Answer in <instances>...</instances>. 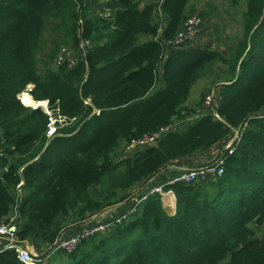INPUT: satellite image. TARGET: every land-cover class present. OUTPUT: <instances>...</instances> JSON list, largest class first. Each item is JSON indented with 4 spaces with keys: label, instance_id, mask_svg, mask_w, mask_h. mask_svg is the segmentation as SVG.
I'll return each instance as SVG.
<instances>
[{
    "label": "trees",
    "instance_id": "obj_1",
    "mask_svg": "<svg viewBox=\"0 0 264 264\" xmlns=\"http://www.w3.org/2000/svg\"><path fill=\"white\" fill-rule=\"evenodd\" d=\"M190 4L0 0V223L16 216L18 241L41 255L138 183L227 142L249 121L221 178L165 187L176 195L175 215L150 197L109 235L41 264H264V118H256L264 114V0H247L244 41L230 58L210 46L169 51L156 39L161 29L165 40L176 35L199 7ZM211 15H199L205 28ZM85 40L92 46L83 56ZM64 50L74 66L58 64ZM220 61L237 78L222 92V120L184 122L205 108L207 96L197 108L187 105L193 82ZM29 85L36 102L47 101L68 123L52 139L48 115L19 99ZM178 122L158 145L112 160L123 143ZM0 264L24 263L3 250Z\"/></svg>",
    "mask_w": 264,
    "mask_h": 264
},
{
    "label": "built area",
    "instance_id": "obj_2",
    "mask_svg": "<svg viewBox=\"0 0 264 264\" xmlns=\"http://www.w3.org/2000/svg\"><path fill=\"white\" fill-rule=\"evenodd\" d=\"M204 20L199 16L198 14L190 15L186 18V20L183 22L181 29L176 33V35L170 39L165 40L167 44V48L169 51H177V50H183L188 49L191 47H197L199 45L200 38L204 34V29H206L203 25ZM159 40V38H157ZM91 47V42L89 40H85L80 45V53L85 56L88 52V49ZM70 51L67 50L66 56H74L73 54L69 53ZM76 58L67 59L65 58V54L60 57L58 64L62 65L61 63L65 60H70L72 62L71 65H75ZM217 103L216 96L212 95L211 97H207L205 102V108L203 109L202 113L197 114L196 116H193L192 118H188L184 120L186 123L196 122L197 120L201 119L202 116L208 115L213 117L215 120H222V117L220 119L218 115L217 109H215V105ZM50 109V108H49ZM51 110V109H50ZM217 114V117L215 118ZM48 115V129L46 132V135L48 138H53L57 135L58 129L61 128L64 124H66V119L60 116L58 113L54 112L53 110L49 111L47 110ZM201 117V118H200ZM256 118L263 119L264 114L256 116ZM181 125V122H178L177 124L163 127L159 131L150 133V134H144L139 138L131 139L128 143L126 148H124L125 156L123 159L131 158L133 157L137 152L148 149L150 147H154L158 145L161 138L168 133L171 129L178 130ZM248 123H245L241 133L248 127ZM235 133H237V129L235 130ZM240 133V134H241ZM240 138V135L238 139ZM234 141V140H233ZM232 141V143H233ZM232 143L227 147V150L230 154H233L235 152V148H233L232 151L230 149L233 147ZM0 155H3L2 150L0 149ZM225 160L224 156H222L218 161L212 165H209L202 169H191L182 174L180 177L170 181L166 185H160V186H154L152 187L148 192L143 194L139 198V200H135L134 210L124 213L122 215L121 219L115 218L112 220V223L107 226L104 224H100L97 227H89L85 228L72 238L68 239H62L58 240L61 243L56 247V243L53 246V248L50 251H47V257L45 258L44 255H41L37 249L29 244L28 242L21 243L18 241V238L16 236L17 230H12V227L15 226L14 223L16 222L17 218L16 216H12L9 218V221L7 223H0V236L5 237L7 239V244L3 248L4 250H12L15 251L18 259L24 263V264H38L43 263L46 259H50L51 257L55 256L57 253L55 251L57 249H62V253L66 252L67 254L74 253L80 245H82L85 241H87L91 236L96 234L95 232H106L109 227L111 226L114 228L116 224L120 225L123 222L127 221L129 217L137 211V208L140 204L147 201L150 197L153 196H159L163 197L167 194V190L165 189L166 186L169 185H175L176 183H185V184H194L198 181H213L216 179L221 178L225 173ZM23 186V183H20L18 185L19 192H21V187ZM68 240V241H66ZM3 251V250H2ZM1 252V251H0Z\"/></svg>",
    "mask_w": 264,
    "mask_h": 264
},
{
    "label": "rangeland",
    "instance_id": "obj_3",
    "mask_svg": "<svg viewBox=\"0 0 264 264\" xmlns=\"http://www.w3.org/2000/svg\"><path fill=\"white\" fill-rule=\"evenodd\" d=\"M141 1H142V4L145 5L146 3L150 2L151 0H141ZM191 1L194 2L195 4H197L199 7L197 8L196 11L192 12L190 15H192V14L200 15V13L202 11H206V10L212 12V15L210 17L206 16V18H204L205 24H206V29H204V34L200 38L198 46L202 47V44H206L205 48L210 46V48H213L215 50V52L220 53L223 51V53L226 54V56H228L229 58L231 57V55H229L230 51L233 53V51L237 52L239 49H241L243 41H244V36L246 34L245 13L247 11V8H246L247 0H191ZM194 9H195V6L192 5V3H191V11ZM106 13H109L111 15V12L108 10L106 11ZM190 15H188V16H190ZM91 46H92V44H91ZM66 52H67V50H64L63 54H62V55L65 54V58H67V59L76 58L75 56H66ZM225 63H227V64H225ZM233 78H234V73L232 72V70L230 68L229 62L223 63L222 61H220V63H218L217 65L214 66V69L212 72L209 71V74L207 76H205L202 79L195 80L193 82V85L191 87L192 88L191 89V99H190L191 106H189V108L190 109L191 108H197V107H199L200 104H202V100H204V98L206 96L211 97L212 95H215L217 103L214 107H215V109H217L218 115H219L218 119H220L222 117V115L219 112L220 103L222 101V92L228 84H232L233 82H235L237 80V78H235L234 80H233ZM33 88H34L33 85L27 86V88L21 93L22 95L21 94L19 95V99L24 104V106L30 107L33 109L38 107V108L42 109L47 114V110L51 111L49 109L48 102H45V101L36 102L34 99H32L35 102L34 106L29 105L25 102L24 98L27 96V94L24 92H27L32 97L31 91L33 90ZM207 97L205 98V102H206ZM216 117H217V114H216L215 118ZM67 124L68 123L66 122V124H64L63 126L65 127ZM247 126H249V123ZM233 139H235V133L233 134L231 141L229 142L230 144L232 143ZM239 139H236L233 141V143H232L233 147L230 149V151H232L233 148L236 149ZM126 146H127V143H123L119 148H117L111 154V158L115 163L121 164L122 162H120V161L125 160L123 158L125 156L124 148H126ZM227 147H226V150H224V152L219 155L220 158L222 156H224V158H226L227 156H230L229 152L227 150ZM119 170L120 171L123 170V166H120ZM99 189L101 190L102 188L100 187ZM92 193L94 194L95 190H92ZM125 194L127 195L126 197H124L116 205H113L107 209L115 207L121 203H126V202L131 201L133 199V197H131L130 193H125ZM121 195L122 194H120V196ZM134 200H133V202H134ZM107 209H105L104 211H106ZM132 210H134V207L130 206L125 212H130ZM104 211L97 213L95 215L100 214V217L102 218L103 215L108 212L107 211V212L103 213ZM166 212L170 216H173L176 214V212L171 213L170 210H168ZM122 215H123V213H120L119 215H116L115 217L112 216L111 220L99 221V222L95 223L94 225H92L91 227L95 228L100 224H104V225L109 226L112 223V220H114L115 218L121 219ZM94 216L90 217L88 220L91 221L92 218H94ZM103 219L104 218H102L100 220H103ZM117 226H119V225L116 224L115 227H117ZM113 230H114V228H112L110 226L106 232H100V233H99V231L95 232L96 234L91 236V238L98 236V235H109ZM84 231L85 230H83V232ZM261 234H262L261 232H258L256 236H261ZM74 236L75 235H71L70 238H72ZM91 238H89L88 240H90ZM68 240H70V239H68ZM68 240H66V241H68ZM60 243H61L60 241H57L56 247ZM55 253H57L55 255V257H57L59 254H60L59 256H63V255L67 256L66 252L62 253V249H57L55 251ZM58 260H60V259H58ZM38 264H41V263H38Z\"/></svg>",
    "mask_w": 264,
    "mask_h": 264
},
{
    "label": "crops",
    "instance_id": "obj_4",
    "mask_svg": "<svg viewBox=\"0 0 264 264\" xmlns=\"http://www.w3.org/2000/svg\"><path fill=\"white\" fill-rule=\"evenodd\" d=\"M191 3L192 5H195L194 2L191 1ZM190 8H191V4H190ZM163 35H164V29H161L156 39L159 38L160 40L165 41ZM202 47H206V44H202ZM190 99H191V92H190L188 103H187V105L189 106H191ZM230 141L231 139L227 140V142L226 140H224L223 142L216 144L215 146H213L211 149H209L206 152L197 153L194 155H190V156L175 160L171 166H169L167 169L158 173L155 177L146 179L142 181L141 183H138L134 188H132L130 190L131 197H133L131 201L118 204L117 206L104 211L103 213L107 211L108 212L103 215L102 217L104 218L103 220H100L102 218L100 217V214H99V215H95L91 221L88 220L78 226L71 227L70 229L63 232V234L61 235V239H67L71 235L77 234L81 232L83 229L89 228L99 221L111 220L112 216L115 217L116 215H119L120 213H123V214L127 213L125 211L130 206L135 205V200H138L141 196H143V194L148 192L154 186L166 185L170 181L180 177L182 174H184L188 170L202 169V168H205L209 165L216 163L218 159H220L219 155L223 153L224 150H226L227 146H229ZM198 182H201V181H198ZM161 202L166 211L170 210L171 213L176 212L177 198L173 191L169 190L165 196L161 197ZM6 244H7V239L5 237L0 236V251L4 250L3 248L6 246Z\"/></svg>",
    "mask_w": 264,
    "mask_h": 264
},
{
    "label": "bare ground",
    "instance_id": "obj_5",
    "mask_svg": "<svg viewBox=\"0 0 264 264\" xmlns=\"http://www.w3.org/2000/svg\"><path fill=\"white\" fill-rule=\"evenodd\" d=\"M32 99H33V98L30 97L29 95H27V96L24 98V100H25V102H26L27 104L34 106V105H35V102H34Z\"/></svg>",
    "mask_w": 264,
    "mask_h": 264
},
{
    "label": "water",
    "instance_id": "obj_6",
    "mask_svg": "<svg viewBox=\"0 0 264 264\" xmlns=\"http://www.w3.org/2000/svg\"><path fill=\"white\" fill-rule=\"evenodd\" d=\"M34 109H38V107L34 108ZM243 128V124L241 126H239V128L237 129V133L235 134V138H238L239 137V132L242 130ZM12 230H17V227L16 226H13L12 227Z\"/></svg>",
    "mask_w": 264,
    "mask_h": 264
},
{
    "label": "clouds",
    "instance_id": "obj_7",
    "mask_svg": "<svg viewBox=\"0 0 264 264\" xmlns=\"http://www.w3.org/2000/svg\"><path fill=\"white\" fill-rule=\"evenodd\" d=\"M45 102H47V101H45ZM247 123H249V121H248ZM244 125H245V123L243 124V127H244ZM248 127H249V126H248ZM248 127H247V128H248ZM247 128H246V129H247ZM242 129H243V128H242ZM246 129H245V130H246ZM245 130H244V131H245ZM241 131H242V130H241ZM241 131L239 132V135H240ZM235 134H236V133H235ZM46 136H47V135H46ZM54 137H55V136H54ZM49 139H52V138H49ZM236 139H238V138H235V139H233V140H236ZM171 191H172V190H171ZM160 198H161V197H160ZM138 207H139V206H138ZM1 251H2V250H1Z\"/></svg>",
    "mask_w": 264,
    "mask_h": 264
}]
</instances>
